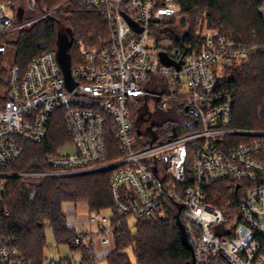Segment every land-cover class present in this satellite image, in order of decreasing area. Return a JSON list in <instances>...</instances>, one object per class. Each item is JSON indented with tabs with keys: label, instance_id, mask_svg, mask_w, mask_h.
I'll return each instance as SVG.
<instances>
[{
	"label": "built area",
	"instance_id": "1",
	"mask_svg": "<svg viewBox=\"0 0 264 264\" xmlns=\"http://www.w3.org/2000/svg\"><path fill=\"white\" fill-rule=\"evenodd\" d=\"M60 4L96 12L101 29L90 42L73 43L78 49L70 57L73 87L67 85L53 48L34 56L23 72L17 65L10 69L6 90L0 94V264H33L3 235L8 210L1 205L10 177L104 169L111 170L114 214L129 226L131 217L162 213L169 199L181 212L196 264H264V128L232 124L235 96L217 79L222 63L246 61L259 47L217 33H208L200 44L159 38L164 20L179 13L176 0ZM44 7L43 0H0V38L28 26L33 20L29 12L45 16L52 11ZM258 12L264 18V0ZM158 41L170 44L154 54L150 42ZM7 51L0 40V57ZM161 51L169 64L160 60ZM153 91L159 92L162 108L176 97L195 115L193 129L158 143H150L147 134L133 137L131 109L137 103L146 106ZM55 113L64 120L68 140L46 154L49 169L14 168L23 154L22 143H41ZM188 171L191 183L185 185ZM225 180L237 182L238 197L222 198L214 205L211 186ZM72 212H67L68 221L81 250L77 259L66 253L59 257H69L70 264H99L113 249L114 214ZM59 257L43 264H58Z\"/></svg>",
	"mask_w": 264,
	"mask_h": 264
},
{
	"label": "trees",
	"instance_id": "2",
	"mask_svg": "<svg viewBox=\"0 0 264 264\" xmlns=\"http://www.w3.org/2000/svg\"><path fill=\"white\" fill-rule=\"evenodd\" d=\"M61 2L62 0H58ZM180 10L176 16L167 17L160 27L158 37L169 38L183 45L201 43L208 33L229 36L245 45H257L259 50L252 53L246 61L222 63L217 73L219 86L232 91L235 105L232 124L239 128H252V122H262L264 128V18L258 12L263 0H176ZM46 8L52 2L43 0ZM248 7L249 25L240 30L233 22L234 9ZM37 11V10H36ZM30 17L32 15L29 14ZM101 25V18L92 10L77 5L66 4L45 15L20 30L1 36L8 48L0 60L7 62L6 68L0 67V94L6 90L10 69L17 65L23 72L30 60L38 53L53 48L57 50L58 39L64 32L70 33L72 43L69 54L72 58L73 43L76 39L90 42L95 27ZM203 27L205 31H199ZM241 31V32H240ZM91 33V34H90ZM3 97L0 99L2 100ZM180 109L186 116L173 132L184 133L193 129L196 120L192 114ZM56 114V113H55ZM191 125V126H190ZM153 128V124L149 125ZM147 134L149 142L155 140L152 132ZM68 140L63 118L53 116L48 135L41 143L24 141L23 154L13 163L18 170H48L44 158L63 142ZM115 145V143H114ZM111 170L56 177H10L7 180L1 206L8 210L3 220V235L23 252L33 264H43L46 260L45 230L50 228L57 243H62L70 251L81 250L74 244L75 229L69 224L66 204L84 206L86 212L99 213L113 208L110 188ZM222 182H228V195L222 197L216 189ZM191 183L188 171L183 184ZM237 182L225 180L211 186L216 198L211 199L219 206L222 198L238 197L234 188ZM162 213L152 217H138L129 226L125 218L114 214L111 226L114 230L113 249L100 259L103 264H186L191 253L182 242L173 209L177 205L167 199ZM176 204V205H175ZM181 220V212H179ZM120 222V227L116 226ZM128 249L133 254L132 260ZM58 264H70L69 257H59Z\"/></svg>",
	"mask_w": 264,
	"mask_h": 264
},
{
	"label": "rangeland",
	"instance_id": "3",
	"mask_svg": "<svg viewBox=\"0 0 264 264\" xmlns=\"http://www.w3.org/2000/svg\"><path fill=\"white\" fill-rule=\"evenodd\" d=\"M47 2H52L51 8L47 9L46 4H44V8L47 10H51V12L57 10L59 7H62L63 5L60 4L58 0H44ZM248 7H236L234 9V15L232 19H234V23L239 27L240 30L245 29L249 25V13L247 11ZM50 12V13H51ZM32 17V22L37 21L38 19L44 17V15H40V11H33L29 12ZM49 14V13H48ZM30 17V15H29ZM28 17V18H29ZM29 26V25H28ZM101 25L95 27L93 30L95 31L94 35L101 29ZM199 31H205L203 27H198ZM22 29V28H21ZM20 30V29H18ZM241 32V31H240ZM91 34V33H90ZM94 37V36H93ZM92 37V38H93ZM170 44L169 41H163V42H150V47L153 49V53L155 54L157 50L161 48V46H168ZM75 45V44H74ZM77 46H73V51H72V56H75L77 54ZM7 62L3 60H0V67L1 68H6ZM219 70V68L217 67ZM4 79H7V76H4ZM163 86H159V89L162 90ZM159 99L160 95L159 92L153 91L148 99V103L146 106H144V103H137L135 104L132 109H131V122L133 124V137H138L142 135L141 133L145 131L146 127H150L149 125L153 124V133L155 136V141L154 143H158L159 141L166 140L170 135L173 134V131L175 128H178L179 124L183 122L186 118L182 110L180 109L179 101L176 97H174L171 101L170 104L167 108H162L159 104ZM152 102L153 106H152ZM195 118V115H192ZM262 122H252V125L250 127L252 128H263ZM161 175V171L159 172ZM227 184L228 182H222L221 185H219L218 189H216V192L218 194L221 193L222 197H226L228 195V189H227ZM73 211L72 214L75 212L76 216H79L81 214H86V210L84 209V206H79L75 207L73 204H66L65 205V211ZM179 211L178 207L175 206L173 209L174 213H177ZM102 214L104 215H110L111 210L110 209H105L101 211ZM84 214V215H85ZM87 215V214H86ZM136 218L131 217L129 219L130 225H133L135 222ZM90 224V223H88ZM93 228H95V223L92 224ZM45 235H46V247L44 249V256L46 259H52V258H57L63 254H69L72 255L74 258H78L79 252L77 251H70L67 246H65L62 243H57L53 237L52 230L50 228H47L45 230ZM128 253L130 258L133 260V254L130 252L128 249ZM99 264H103V261L100 260Z\"/></svg>",
	"mask_w": 264,
	"mask_h": 264
},
{
	"label": "water",
	"instance_id": "4",
	"mask_svg": "<svg viewBox=\"0 0 264 264\" xmlns=\"http://www.w3.org/2000/svg\"><path fill=\"white\" fill-rule=\"evenodd\" d=\"M72 43V37L70 33L64 32L63 34L60 35L58 39V46L56 50L57 58L59 61V64L62 68L66 83L69 87L74 86V82L71 78L70 74V54H69V48ZM159 57L160 60L166 64H169L171 61L166 57V54L164 52H159ZM186 109H188L186 107ZM147 131L150 133L152 132L151 127L146 128ZM173 135H175V132H173ZM154 170H156L155 167H153ZM175 222L177 224L178 230H179V235L182 240V242L189 248L190 253H191V258L186 264H196L195 259H194V254H193V248L188 240L187 234L184 229V225L182 221L180 220L179 213L175 215Z\"/></svg>",
	"mask_w": 264,
	"mask_h": 264
},
{
	"label": "crops",
	"instance_id": "5",
	"mask_svg": "<svg viewBox=\"0 0 264 264\" xmlns=\"http://www.w3.org/2000/svg\"><path fill=\"white\" fill-rule=\"evenodd\" d=\"M69 212V211H68Z\"/></svg>",
	"mask_w": 264,
	"mask_h": 264
},
{
	"label": "flooded vegetation",
	"instance_id": "6",
	"mask_svg": "<svg viewBox=\"0 0 264 264\" xmlns=\"http://www.w3.org/2000/svg\"><path fill=\"white\" fill-rule=\"evenodd\" d=\"M152 129V128H151Z\"/></svg>",
	"mask_w": 264,
	"mask_h": 264
}]
</instances>
